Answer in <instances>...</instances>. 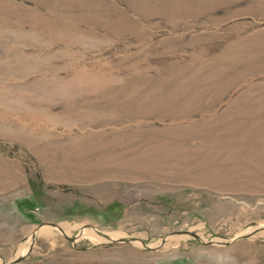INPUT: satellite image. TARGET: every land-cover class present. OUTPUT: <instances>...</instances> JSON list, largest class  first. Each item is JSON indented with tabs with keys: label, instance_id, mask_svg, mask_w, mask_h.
<instances>
[{
	"label": "rangeland",
	"instance_id": "obj_1",
	"mask_svg": "<svg viewBox=\"0 0 264 264\" xmlns=\"http://www.w3.org/2000/svg\"><path fill=\"white\" fill-rule=\"evenodd\" d=\"M0 264H264V0H0Z\"/></svg>",
	"mask_w": 264,
	"mask_h": 264
},
{
	"label": "bare ground",
	"instance_id": "obj_2",
	"mask_svg": "<svg viewBox=\"0 0 264 264\" xmlns=\"http://www.w3.org/2000/svg\"><path fill=\"white\" fill-rule=\"evenodd\" d=\"M48 230V229H47ZM41 231H45L44 229H42ZM85 232V231H84ZM92 233V232H91Z\"/></svg>",
	"mask_w": 264,
	"mask_h": 264
}]
</instances>
